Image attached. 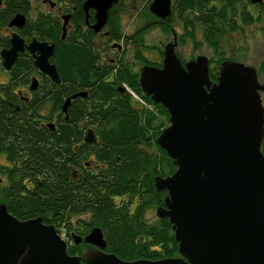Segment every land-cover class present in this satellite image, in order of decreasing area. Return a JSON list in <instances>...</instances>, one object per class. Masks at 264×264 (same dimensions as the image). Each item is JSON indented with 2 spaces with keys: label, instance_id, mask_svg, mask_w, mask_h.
Returning <instances> with one entry per match:
<instances>
[{
  "label": "water",
  "instance_id": "1",
  "mask_svg": "<svg viewBox=\"0 0 264 264\" xmlns=\"http://www.w3.org/2000/svg\"><path fill=\"white\" fill-rule=\"evenodd\" d=\"M116 2L84 1V9L96 11L94 31ZM148 10L158 19L167 18L170 0H151ZM9 24L21 25L22 16L16 14ZM175 45L173 37L163 46L160 67H140L138 83L142 94L168 114L155 143L175 168L155 177L153 185L165 191L155 215L167 219L177 255L121 260L104 251L99 228L83 238L92 246L69 255L51 224L39 216L19 220L0 203V264H264V109L259 96L264 85L252 66L230 59L219 62L213 81L208 58L197 55L182 63ZM51 48L35 41L29 46L39 53L35 65L44 72H54L46 61ZM10 52L8 62L14 57Z\"/></svg>",
  "mask_w": 264,
  "mask_h": 264
},
{
  "label": "flooded vegetation",
  "instance_id": "2",
  "mask_svg": "<svg viewBox=\"0 0 264 264\" xmlns=\"http://www.w3.org/2000/svg\"><path fill=\"white\" fill-rule=\"evenodd\" d=\"M14 1L0 0V190L4 201L8 199L4 192L8 191H13L19 200L47 199L53 193L54 182L63 185L69 197V190L79 185L85 205H92V197L103 194L112 206L110 213L114 218V204L119 200L114 197L118 169V159H114V89L132 96L129 88L116 80L117 68L122 67L118 64L123 61L122 47L115 38L114 17L123 1L117 0L110 6L104 25L97 31L92 28L96 11L91 7L84 9L85 0L78 5L71 0H35L46 9L33 8L32 0H24L27 6ZM175 2L170 0V16L155 18L157 22L167 24L173 19ZM14 6L20 10L7 18L10 9L6 8ZM16 14L22 16V24L10 25ZM41 20L53 21L56 27L42 28ZM126 39L131 40L130 35ZM33 41L52 47L46 61L54 72H44L35 65L39 53L29 50ZM73 42L81 43L91 57L88 64H82L74 73L68 56ZM60 47L65 53L63 61L59 57ZM10 50H14V57L8 62ZM161 60L153 66L160 67ZM142 146L147 148L145 144ZM55 167L60 168V177ZM6 202L0 201L7 210L10 205ZM134 204L136 199H131L129 209ZM157 206H162V202ZM94 215L85 206L71 215L77 217L73 222L69 217L66 246H81V251L92 246L83 238L92 228L102 232L101 227L92 223ZM157 219L161 218L154 220ZM44 224L54 227L52 223ZM60 225L65 227L63 222ZM77 237L80 240L74 242Z\"/></svg>",
  "mask_w": 264,
  "mask_h": 264
},
{
  "label": "trees",
  "instance_id": "3",
  "mask_svg": "<svg viewBox=\"0 0 264 264\" xmlns=\"http://www.w3.org/2000/svg\"><path fill=\"white\" fill-rule=\"evenodd\" d=\"M71 1H76L78 5L80 0ZM180 1L182 4L178 3ZM14 3L27 6L24 0H16ZM174 8L183 30L181 36L186 34L196 45L194 33L199 28L201 42L221 56L219 62L224 60L222 59V43L225 35L242 30L244 25L259 18L264 12V0L260 3L242 0H176ZM6 9L7 11L10 9L5 15L7 18L15 10H20L18 6ZM150 23L152 22L149 21L148 24ZM39 24L45 29L50 25L56 27L55 22L50 20H41ZM158 24L163 25L164 28L171 27L169 23L164 24L158 21ZM114 28H118L116 22H114ZM141 34L142 31L137 30L130 36L135 48V58L139 59L140 63L158 65L159 62L149 61L142 56L141 48L146 46L138 37ZM181 36H178V39L181 40ZM115 38L119 39L120 35L117 34ZM60 48L59 57L63 61L65 53L63 48ZM68 56L73 73L77 72L82 64H88L91 59L90 52L85 50L81 43L74 42L69 45ZM118 65L122 67L117 68V82L145 99L152 106V110L138 106L128 93L121 94L114 89V159L116 157L118 159L117 176L114 178V197L119 198L118 203L114 204V218L110 213L113 210L112 206L109 200L102 196L103 194L93 196L92 205L90 203L85 205L86 199L82 198L84 196L80 193L79 185L69 190L71 193L68 197L67 194L65 195L66 188L63 185L61 187L55 185V182L54 185L51 184L53 193H49L47 199L19 200L13 191L4 192L10 205L7 211L19 220L40 216L44 223H52L56 232L62 228L68 237L66 223L69 222V217L87 206L95 213L92 223L101 227L105 240V252L112 253L121 260H157L173 257L177 255V243L174 241L167 219L161 218L150 223L144 216L146 209L160 205L165 195L164 190L154 189V178L165 177L175 168L171 159L155 143L156 136L166 126L168 114L160 104H154L149 97L142 94L137 73L131 71L128 63L119 62ZM208 77L215 80L216 75L211 68L208 69ZM144 144L147 148L142 146ZM260 150L264 154V134ZM55 172L59 177L62 175L58 167H55ZM131 199H136V204L129 209L128 204ZM0 201L6 202L1 190ZM47 211L51 213L48 214ZM60 222L65 223V227H62ZM80 251L81 246L66 248L69 255L80 253Z\"/></svg>",
  "mask_w": 264,
  "mask_h": 264
},
{
  "label": "rangeland",
  "instance_id": "4",
  "mask_svg": "<svg viewBox=\"0 0 264 264\" xmlns=\"http://www.w3.org/2000/svg\"><path fill=\"white\" fill-rule=\"evenodd\" d=\"M122 5L119 6L118 11L115 13V21L118 28L115 29L116 33L120 35L117 42L120 43L122 47V52L120 58L123 62L130 64V69L138 72L142 64L139 59L134 56L135 48L131 43V40L124 41L125 36H132L137 30L142 31L140 37L144 48H141V54L144 58L152 62H158L161 60V51L163 46L169 42H173V34L175 35L176 45L174 46V53L176 57L182 61H188L197 55H203L208 58V69H212L216 75L218 60L221 58L213 50L201 42V32L197 28L195 30V38L197 44L187 36L182 35V28L179 24V19H176V11L174 6L173 19H169L168 23L171 25V29L167 26L165 28L163 25L158 24L156 17L148 11V5L151 0H122ZM31 5L43 7L46 6L37 5V1L32 0ZM149 21L152 23L148 24ZM181 36L182 39H178ZM180 38V37H179ZM127 43V44H126ZM222 59H230L239 61L245 65L252 66L257 75V81L259 84L264 85V12L259 16V18L254 19L253 22L243 26L242 30H237L231 33H227L223 38L222 43ZM136 54V53H135ZM211 59V62L209 60ZM132 93L131 98L138 106L145 109L152 110V106L141 98L138 94ZM259 96L261 100V105L264 109V90L259 91ZM264 117V114H263ZM162 120V119H161ZM167 125V122H166ZM155 208L148 207L145 211V219L147 222H155ZM77 218L76 216L70 217V222H73ZM153 222V223H154ZM65 240L66 235L64 230L61 228L58 232Z\"/></svg>",
  "mask_w": 264,
  "mask_h": 264
},
{
  "label": "built area",
  "instance_id": "5",
  "mask_svg": "<svg viewBox=\"0 0 264 264\" xmlns=\"http://www.w3.org/2000/svg\"><path fill=\"white\" fill-rule=\"evenodd\" d=\"M61 236V235H60ZM62 237V236H61Z\"/></svg>",
  "mask_w": 264,
  "mask_h": 264
}]
</instances>
